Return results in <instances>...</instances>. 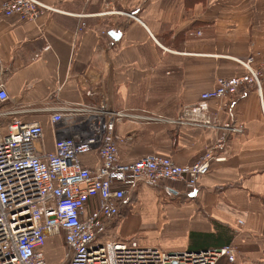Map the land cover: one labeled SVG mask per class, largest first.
Returning a JSON list of instances; mask_svg holds the SVG:
<instances>
[{"label":"crops","instance_id":"1","mask_svg":"<svg viewBox=\"0 0 264 264\" xmlns=\"http://www.w3.org/2000/svg\"><path fill=\"white\" fill-rule=\"evenodd\" d=\"M39 1L62 11L36 21L0 16L6 105L17 111L13 117L41 124L39 151L53 149L54 109L104 95L114 109L136 114L116 124V133L125 137L120 159L157 153L191 162L217 133L160 118L177 117L218 77L242 74L238 59L264 47V0ZM111 29L119 33L115 38ZM261 89L262 102L252 87L238 91L229 111L209 101L211 118L242 124L243 132L215 150L224 159L211 164L196 191L180 182L170 184L174 197L161 186L135 187L123 202L120 236L137 232L148 237L144 243L165 251L225 242L235 259L223 257L217 264H264V78ZM81 163L92 168L97 157L83 155ZM61 251L62 256L63 246ZM61 256L46 259L54 263Z\"/></svg>","mask_w":264,"mask_h":264},{"label":"built area","instance_id":"2","mask_svg":"<svg viewBox=\"0 0 264 264\" xmlns=\"http://www.w3.org/2000/svg\"><path fill=\"white\" fill-rule=\"evenodd\" d=\"M53 11L62 10L39 0L0 4V16L14 15L23 21H36ZM83 26L82 22L78 29ZM238 63L244 68L242 74L218 77L214 88L201 92L196 103L184 107L177 117L160 118L171 125L217 133L215 142L187 163L157 153L133 161L120 159L118 147L125 137L116 133V124L136 114L114 109L104 95L54 109L50 115L53 149L39 151L36 144L44 138L41 124L13 117L17 111L6 105L9 96L0 75V264H217L223 257L233 262L235 250L230 244L165 251L139 237L108 239L103 233L115 228L125 197L135 187L161 186L174 197L177 192L170 184L180 182L186 190L196 191L211 164L224 159L215 150L224 147L229 135L242 133L244 126L211 118L209 101L216 100L219 109L229 111L238 91L252 87L262 102L264 47ZM91 153L97 164L83 166L82 156ZM50 239L62 243L58 262L46 259Z\"/></svg>","mask_w":264,"mask_h":264},{"label":"rangeland","instance_id":"3","mask_svg":"<svg viewBox=\"0 0 264 264\" xmlns=\"http://www.w3.org/2000/svg\"><path fill=\"white\" fill-rule=\"evenodd\" d=\"M117 226V225H116ZM113 228L112 230L110 229H106V232L103 233V236H105L106 238H112V237H118L120 236L118 233L119 231L116 230L117 228ZM121 234V233H120ZM123 239L125 238H131L133 236L135 237H139V238H143V239H148V237H146L145 235H141L137 232H134V233H131V234H123L122 235ZM151 238V240H155V237H149ZM61 243L59 241V239H50L47 243H46V246H45V249H47L45 255L46 257L49 259V260H55L56 257L58 256H61Z\"/></svg>","mask_w":264,"mask_h":264},{"label":"water","instance_id":"4","mask_svg":"<svg viewBox=\"0 0 264 264\" xmlns=\"http://www.w3.org/2000/svg\"><path fill=\"white\" fill-rule=\"evenodd\" d=\"M108 34L111 35L113 38H115V36H117L118 31H116V29H111L108 31Z\"/></svg>","mask_w":264,"mask_h":264},{"label":"trees","instance_id":"5","mask_svg":"<svg viewBox=\"0 0 264 264\" xmlns=\"http://www.w3.org/2000/svg\"><path fill=\"white\" fill-rule=\"evenodd\" d=\"M220 231H222L221 229H220ZM222 233V232H221ZM214 237V240H215V242H217L218 241V236H213ZM225 245H228V244H226L225 242H224V244H221V243H219V244H217V247H222V246H225Z\"/></svg>","mask_w":264,"mask_h":264}]
</instances>
